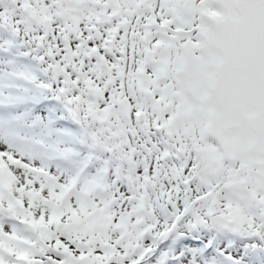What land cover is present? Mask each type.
I'll use <instances>...</instances> for the list:
<instances>
[{
	"label": "rangeland",
	"instance_id": "obj_1",
	"mask_svg": "<svg viewBox=\"0 0 264 264\" xmlns=\"http://www.w3.org/2000/svg\"><path fill=\"white\" fill-rule=\"evenodd\" d=\"M108 1L112 4L110 9L107 7L104 9L94 0H72L64 5L63 12L68 21L77 25L75 36L77 32L85 36L83 23H92L96 16L103 19L104 24H107L105 27H109L117 20L125 19L127 13L142 14L131 20L130 33L126 39L128 54L133 56L129 66L134 65L136 69L145 67L153 74H149L151 81L153 78L156 81L148 83L145 87L150 90V94L143 93V107H145L141 112L143 121L139 119L145 127L148 115L152 116V121H156V119L160 120L162 114L168 117L170 109L175 110L171 127H184L186 131L180 132V139L176 141V144L179 148L183 142H188L190 145L194 140L191 132L195 128L196 131L199 129L197 127L202 120L210 122L215 113L208 86L211 84L215 65L221 55L215 46L216 34L211 29V19L234 13V0ZM49 7L48 1L39 3L38 0H0V23L8 25L13 34L17 32L21 36L20 40H26L31 47L30 50L35 49L33 43L40 44L41 58L42 55L46 58L42 65L50 71L44 78L39 76L43 81L38 87L42 94L46 92L65 110L70 108L77 119L83 117L94 122H101L99 126L91 123V127L84 126L85 145L80 149V155L83 158L93 155L92 160L95 161L98 154L105 149L108 150L104 151L107 155L110 153L113 156L112 159L110 155L105 157L104 154H100L102 161L94 164L95 170H104L105 174L106 170H109L107 176L110 186L107 187L103 183L98 185L105 195L100 197V201L108 206L100 204L92 195L93 185L83 182L80 186L74 180L71 170L65 169L62 170L63 172H58L52 168L54 166H50L48 171L45 170L48 166L44 159L37 156L40 152L35 151L31 146L29 136L23 141L21 137L14 138L15 133H6L0 127V264H14L16 256L27 260L26 264H140L139 260L147 258V261L156 252L157 233L164 235L173 225L178 228L175 229L178 236L175 247L176 252H179L177 256L182 259L184 254L182 262H186L187 257L192 253L184 241L185 235L181 234H190L186 226L173 223L167 209L164 208V211L160 212L157 207L155 211L150 212L152 223L150 220L145 223L144 211L142 208L137 210L136 203L150 208L151 198L147 194V189L139 183L140 176L133 170H126L124 166L123 170H118V167L113 164V160L116 163L117 159L125 157V152L130 146L131 136L130 133H126V128L127 124L132 123L131 112L139 108L138 101L133 99L132 108L128 110V113L127 109L124 115L121 111L113 116L112 121L104 118V110L102 114L99 113L96 107L102 108V101L94 100L91 95L84 97L89 92L93 94L92 89H96L95 87L101 86L102 83L97 80L98 72L93 77L94 82L86 76L82 78L81 71L74 74L79 68H85L83 64L77 65L80 58L75 57L74 52L81 51L82 48L90 50L93 47L90 41L85 39L74 42L71 40L72 44L69 47L66 43L69 35L67 31L61 29L58 34L55 32V28H61L60 14L56 17V23L44 22L41 17H33V11L41 15L44 13L51 15L52 10ZM116 9H120L118 13H115ZM149 10L154 13V18L158 22L157 27L151 22L153 17L149 14ZM33 21L34 28H39L35 32L28 26L29 22ZM190 25H201L200 31L184 33L183 29ZM66 34L67 39L64 40ZM28 36L33 37V42L30 43L26 39ZM124 41L122 37L121 42ZM120 43L117 42L119 46ZM141 53L148 56L144 63L139 59ZM39 61L40 59L36 63ZM58 61L63 63H59V69L54 72L53 65ZM65 64L69 65L66 69ZM129 71L131 73V67ZM23 72L27 79L32 76L27 69ZM40 78L35 82L40 83ZM160 78H167L168 84L163 85V82L158 80ZM50 79L52 82L47 86ZM18 83V87L22 89L28 87L23 80H19ZM153 83L154 85L151 86ZM184 84L189 85L194 92L193 97L198 102L197 109L202 116L200 120L188 109L186 102L184 104ZM29 87L36 86L30 84ZM129 88H132L130 83ZM205 92L207 101L204 103L200 96ZM96 94L100 97L99 93ZM157 108L159 110L156 111ZM97 112L102 119H96L94 113ZM44 124L45 122L36 127L37 136L32 133L30 135L38 139L40 136L44 138V135H48L51 127ZM112 128L115 130L112 131ZM56 129H54L55 133H58ZM135 132L136 140L132 139V142L138 143L135 151L140 157L146 156L149 152L162 154L164 148L167 150L161 172L164 180H159V183L157 180L154 181V185L165 196V200L175 197L177 187L185 178L183 175L185 172L186 175L197 176L191 189L189 187L190 199L199 197V201L198 199L194 201L197 205L190 222L205 221L204 218H206L210 227L222 239L220 246L225 252L230 251L229 242L233 244L227 237V230L237 232L239 234L237 241L240 242L247 236L245 242L252 243L257 240L264 242V154L260 146L253 144L254 137L250 130L239 127L228 130L222 136L227 152L223 166L228 182V190L223 192L218 190L223 170L213 153L210 156L203 154L200 156L204 170H207L203 173L198 167L191 165L193 158L190 164L175 146L168 150L159 136L149 134L148 130L145 135ZM75 136L80 141L83 139L79 130L72 129L66 133L61 127L58 134H55L53 138L50 137L49 140H44L43 144L49 149L68 148L71 147L70 141ZM173 138H178V135ZM195 156L192 154V157ZM182 163L187 164L184 172L179 170ZM235 165L240 166V170L251 173L248 176L249 180H246L242 174L233 172L235 170L231 166L235 168ZM31 169L52 174L53 177L55 176V183L50 180L47 184L42 175L33 173ZM130 171L132 174H129ZM124 182L133 185L135 189L133 193H130L128 208L125 204L123 213L119 214L111 205V198L120 190L125 192ZM58 183H64L67 190L64 200L56 199ZM138 183L140 187H136ZM73 187L76 188V193L77 190H82L81 199L72 190ZM205 189L206 191L209 189L208 194L203 193ZM241 192L243 194L240 195ZM238 197L244 202L242 205L239 204ZM12 208L16 209L20 219L26 220L34 233L28 241L30 245L27 248L22 244H27V241L24 242V237L19 234L17 225L10 221L11 219H7L11 212L15 213L11 211ZM154 215L164 217L160 220L158 227L153 223L156 221ZM250 234H255L256 240ZM240 242L237 243L238 249H240ZM20 244L23 246L21 247ZM26 250H29V255ZM170 251L167 249L165 252L161 251V254L165 255L166 252L169 254ZM190 259L185 264H195V261L198 264H207L208 261V259L199 258L197 253H194ZM209 261L212 262L209 264H216L213 258ZM243 261V264H258L259 258L255 257L250 261L244 258ZM21 263H23L22 260Z\"/></svg>",
	"mask_w": 264,
	"mask_h": 264
},
{
	"label": "water",
	"instance_id": "obj_2",
	"mask_svg": "<svg viewBox=\"0 0 264 264\" xmlns=\"http://www.w3.org/2000/svg\"><path fill=\"white\" fill-rule=\"evenodd\" d=\"M234 4L238 17L212 21L222 58L211 87L218 110L211 129L221 134L244 126L264 151V0Z\"/></svg>",
	"mask_w": 264,
	"mask_h": 264
},
{
	"label": "bare ground",
	"instance_id": "obj_3",
	"mask_svg": "<svg viewBox=\"0 0 264 264\" xmlns=\"http://www.w3.org/2000/svg\"><path fill=\"white\" fill-rule=\"evenodd\" d=\"M32 153V152H31ZM32 158H34V157H32ZM12 217V215L10 216V218ZM12 219L18 224V226H19V229L22 231V233L24 234V235H26V236H31V234H29L27 231H26V229H25V224H24V222H23V220L22 219H19V218H17L16 216H14L13 215V217H12ZM26 253H27V255H29V251H26ZM6 261V260H5ZM16 263L18 264H20L21 263V259H19V260H16ZM7 264V263H6Z\"/></svg>",
	"mask_w": 264,
	"mask_h": 264
}]
</instances>
